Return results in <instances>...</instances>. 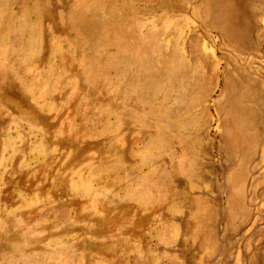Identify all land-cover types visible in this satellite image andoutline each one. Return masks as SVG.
<instances>
[{
	"label": "rangeland",
	"instance_id": "1",
	"mask_svg": "<svg viewBox=\"0 0 264 264\" xmlns=\"http://www.w3.org/2000/svg\"><path fill=\"white\" fill-rule=\"evenodd\" d=\"M0 264H264V0H0Z\"/></svg>",
	"mask_w": 264,
	"mask_h": 264
}]
</instances>
